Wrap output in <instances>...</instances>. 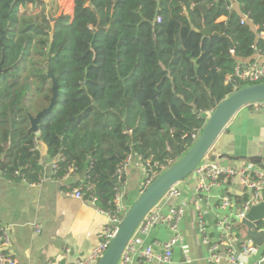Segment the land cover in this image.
I'll return each instance as SVG.
<instances>
[{
  "label": "trees",
  "instance_id": "1",
  "mask_svg": "<svg viewBox=\"0 0 264 264\" xmlns=\"http://www.w3.org/2000/svg\"><path fill=\"white\" fill-rule=\"evenodd\" d=\"M58 1L0 0V173L40 183L44 144L52 178L85 172L72 187L112 210L127 157L157 176L169 168L235 91L226 79L236 65L264 52V0H74V14L52 22ZM50 67L56 104L30 131L54 95ZM134 197L125 193L128 205Z\"/></svg>",
  "mask_w": 264,
  "mask_h": 264
},
{
  "label": "crops",
  "instance_id": "2",
  "mask_svg": "<svg viewBox=\"0 0 264 264\" xmlns=\"http://www.w3.org/2000/svg\"><path fill=\"white\" fill-rule=\"evenodd\" d=\"M238 7V1H235L234 9ZM259 36L264 37V31ZM258 55L256 51L254 59ZM215 149L217 155L212 158L219 159L223 165L264 172V112H256L250 106L242 108L216 141ZM42 153L45 179L40 183L15 182L0 173V222L11 229L10 252L16 257L18 264H45L48 260L65 264L68 260L84 258L102 241L107 222L106 216L92 201L64 193L66 186H73L83 180L81 175L72 173L62 180L52 178V164L56 159L48 158L46 150ZM255 157H260L262 161L251 160ZM145 184V166L138 156L133 155L125 193L129 191L130 196L141 193ZM179 186L184 190L182 196L172 203L167 198L159 203L164 213H168L171 206H184V217L180 225L184 238L174 247L172 264H214L209 259V245L203 241L198 231L199 215L194 205L196 183L187 179ZM224 195H232L236 201L243 197L241 187L231 185L224 178L202 205L208 230L215 239L220 238L215 229L216 220L228 213L222 206ZM37 226L40 227V232L36 231ZM259 229L264 230L261 226ZM172 234L168 226L157 225L147 235L139 238L138 242L140 247L161 243ZM236 234L235 239L219 242L237 252L242 243L256 244L248 237L247 227L242 222L236 226ZM263 257L264 245L258 253L251 256L240 255V264H253ZM136 261H141L139 256H136Z\"/></svg>",
  "mask_w": 264,
  "mask_h": 264
},
{
  "label": "built area",
  "instance_id": "3",
  "mask_svg": "<svg viewBox=\"0 0 264 264\" xmlns=\"http://www.w3.org/2000/svg\"><path fill=\"white\" fill-rule=\"evenodd\" d=\"M227 1L229 2L228 8L232 9L234 8V2L238 0ZM158 21H161L160 17H158ZM246 21H248V17L247 15H243L241 20L242 24ZM258 53L259 57L254 60L239 62L235 67L234 74L227 77L226 82L233 83L235 91L240 89V83L249 85L263 82L264 52L258 51ZM248 106L256 112H264V100L250 103ZM213 110L207 112V119ZM200 133L201 130L192 134L195 141L200 136ZM132 159L133 155H129L116 172L118 182L116 183L114 208L112 210H101L98 208L107 218L102 241L90 255L84 258H77L73 261L68 260L65 264H96L107 250L128 211V204L125 200V189L127 186L128 169ZM55 161L52 164V175L56 172ZM161 167L164 168L163 166ZM73 171L74 169H70V172L58 180L68 178ZM145 171V187H147L157 177V174L152 171V169H147L146 167ZM192 177L196 183L194 205L199 215L198 231L203 241L209 245L210 261L214 264H240V255L251 256L258 253L261 246L257 244L242 243L240 245V251L237 252L235 249L223 246L222 242L219 241L235 239L237 237L236 226L238 223L242 222L252 206L264 201V172L258 170L235 169L221 164L220 160L217 158L205 157L193 171ZM224 178H226L231 185H238L241 187L244 199L242 202L238 203L232 195H224V197H222V206L228 210V213L216 220L215 229L219 233L220 238L215 239L208 230L202 205L211 191L219 186ZM44 179L45 178L42 180ZM179 185L180 183L172 187L163 199L182 196L184 190ZM64 193L67 196L78 199H89L85 196L82 187H72L68 185L65 187ZM89 200L93 202L92 199ZM160 201L146 215L123 251L118 264L173 263L174 247L184 238L180 228L181 221L184 217V206H171L170 211L164 213L162 206L159 204ZM157 225L168 226L173 232L172 236L161 243L156 242L140 247L138 242L139 238L143 235H147ZM260 226L264 229V221ZM36 231H41L39 226L36 227ZM11 244V229L9 226L0 222V264H18L16 257L10 252ZM156 247L158 248L156 249ZM136 256H139L141 261H136ZM45 264H56V262L48 260ZM253 264H264V257Z\"/></svg>",
  "mask_w": 264,
  "mask_h": 264
},
{
  "label": "water",
  "instance_id": "4",
  "mask_svg": "<svg viewBox=\"0 0 264 264\" xmlns=\"http://www.w3.org/2000/svg\"><path fill=\"white\" fill-rule=\"evenodd\" d=\"M200 32L205 37L212 35V32L208 29H202ZM49 75L54 81V95L51 99V104L49 107L39 112L35 117L30 116V131L38 132L39 122L42 117L51 112L55 107L58 83L57 78L52 73L51 67ZM263 100L264 82L243 86L222 100L207 119L201 130L200 136L192 147L178 161L159 174L141 191L139 196L129 207L107 250L96 264H118L123 251L150 210L163 199L167 192L175 185L187 179H189L190 182H194V178L192 177L193 171L205 157L212 158L217 155L215 143L234 116L250 103ZM41 150H46L44 144H41ZM251 160L255 162L262 161L260 157L251 158ZM85 175L86 173L83 172L81 178L84 179ZM263 221L264 201L252 206L246 217L242 220V223L247 227L248 237L260 246L264 245V230L259 229Z\"/></svg>",
  "mask_w": 264,
  "mask_h": 264
},
{
  "label": "rangeland",
  "instance_id": "5",
  "mask_svg": "<svg viewBox=\"0 0 264 264\" xmlns=\"http://www.w3.org/2000/svg\"><path fill=\"white\" fill-rule=\"evenodd\" d=\"M72 8H74V0H59L56 3H51V9L48 10L51 21L54 22L55 20H57L61 14H69L70 16H72L74 13ZM25 10L28 13L37 12L40 10V6H36L35 3H29ZM138 194L139 193H137L134 198H137L139 196ZM167 199L170 203H172L176 200V197ZM131 205L132 204L128 205V209Z\"/></svg>",
  "mask_w": 264,
  "mask_h": 264
}]
</instances>
